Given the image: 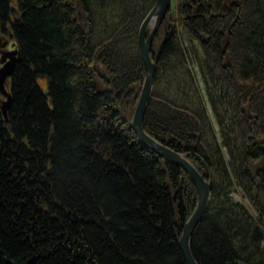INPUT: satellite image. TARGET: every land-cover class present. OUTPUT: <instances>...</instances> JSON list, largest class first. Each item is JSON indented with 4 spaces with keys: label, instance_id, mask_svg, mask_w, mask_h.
I'll return each mask as SVG.
<instances>
[{
    "label": "trees",
    "instance_id": "16d2710c",
    "mask_svg": "<svg viewBox=\"0 0 264 264\" xmlns=\"http://www.w3.org/2000/svg\"><path fill=\"white\" fill-rule=\"evenodd\" d=\"M155 2L0 0V35L17 51L6 117L0 95V264H187L178 242L195 186L130 128ZM191 51L231 130L220 143ZM151 59L143 129L210 188L194 259L264 264V0H171Z\"/></svg>",
    "mask_w": 264,
    "mask_h": 264
},
{
    "label": "water",
    "instance_id": "95a60500",
    "mask_svg": "<svg viewBox=\"0 0 264 264\" xmlns=\"http://www.w3.org/2000/svg\"><path fill=\"white\" fill-rule=\"evenodd\" d=\"M170 5L171 0H156L140 26L138 47L145 74L141 93L132 116L131 128L138 137V142L142 147L151 150L163 160L181 167L189 175L196 188V206L183 226L178 244L186 263L198 264L192 255L191 239L210 202L211 193L209 185L186 158L151 138L143 129V118L152 96L156 73V63L151 59V47L158 29L170 9ZM16 60V50L1 53L0 94L6 99L1 105V111L5 117L10 103V95L6 91L7 79L12 75Z\"/></svg>",
    "mask_w": 264,
    "mask_h": 264
},
{
    "label": "rangeland",
    "instance_id": "374dc122",
    "mask_svg": "<svg viewBox=\"0 0 264 264\" xmlns=\"http://www.w3.org/2000/svg\"><path fill=\"white\" fill-rule=\"evenodd\" d=\"M145 19V18H144ZM143 22V21H142ZM163 23V22H162ZM142 24V23H141ZM162 25V24H161ZM141 26V25H140ZM140 30V28H139ZM159 30V29H158ZM149 32V31H148ZM139 35V33H138ZM2 41H6L7 42V47H2L0 45V50L2 51H8V50H11L12 48V43L11 41H9L8 37H2L0 35V42ZM193 52L194 51H191L190 52V68L192 70V73L195 77V80L197 81L199 87H200V90H201V93L203 95V98H204V101H205V104H206V108H207V111H208V114L210 115L211 117V121H212V124H213V127L215 129V132L217 134V137L219 139V143L221 141H223L225 139L226 136H229V138L231 137V130L229 128V125L227 123H223V128H221L219 126V124L216 122L215 118H214V115H213V110L209 104V101H208V98H207V95H206V92H205V86H204V82H203V77H202V72L200 71V69L198 68L197 66V63H198V58L195 57V55H193ZM195 52H198V56L201 60V55L198 51V49H195ZM202 61V60H201ZM210 83V87L212 88L211 90V93L214 95V96H217V89L214 88V84L212 81L209 82ZM174 152V151H173ZM177 153V152H176ZM223 153H224V156L226 159H228V155H227V152H226V149L223 148ZM180 154V153H178ZM181 155V154H180ZM183 156V155H182ZM184 157V156H183ZM185 158V157H184ZM232 199L234 202H237L241 205H243L249 212H251V208L249 206V202L248 200H246V198H244L241 193L239 191H236L234 192V194L232 195Z\"/></svg>",
    "mask_w": 264,
    "mask_h": 264
},
{
    "label": "bare ground",
    "instance_id": "6f19581e",
    "mask_svg": "<svg viewBox=\"0 0 264 264\" xmlns=\"http://www.w3.org/2000/svg\"><path fill=\"white\" fill-rule=\"evenodd\" d=\"M169 11V10H168ZM151 49H152V47H151ZM143 71H144V68H143ZM145 74V73H144ZM156 74V73H155ZM143 86V85H142ZM154 88V87H153ZM132 120V119H131ZM130 128H131V122H130ZM132 129V128H131ZM165 146V145H164ZM168 148V147H167ZM164 161H166V160H164ZM166 162H168V161H166ZM170 164H173V165H175L174 163H171V162H169ZM177 166V165H176ZM179 167V166H178ZM181 168V167H180ZM182 169V168H181ZM183 170V169H182ZM201 175V174H200ZM206 181V180H205ZM196 189V188H195Z\"/></svg>",
    "mask_w": 264,
    "mask_h": 264
}]
</instances>
